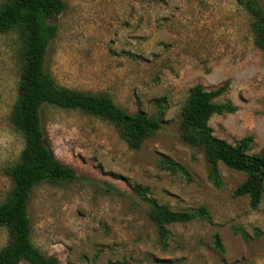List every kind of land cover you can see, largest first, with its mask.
Wrapping results in <instances>:
<instances>
[{
	"label": "rangeland",
	"instance_id": "rangeland-1",
	"mask_svg": "<svg viewBox=\"0 0 264 264\" xmlns=\"http://www.w3.org/2000/svg\"><path fill=\"white\" fill-rule=\"evenodd\" d=\"M64 1L65 9L52 19L58 33L45 61L56 82L107 93L129 113L161 115L163 125L133 148L109 120L45 105L46 143L76 178L33 188V243L60 264H264V192L252 208L248 196L234 194L246 174L223 163L215 184L204 152L180 137L189 88L228 80L218 101L238 109L212 116L214 134L231 143L252 135V154L264 147V51L254 42L249 14L237 0ZM19 41L16 33L0 34V203L12 188L5 169L24 146L10 120L21 75ZM157 98H165L163 112ZM162 156L183 168L162 167ZM136 184L174 210L206 206L207 213L167 225L163 240ZM216 232L222 254L214 248ZM7 241L0 227V249Z\"/></svg>",
	"mask_w": 264,
	"mask_h": 264
},
{
	"label": "trees",
	"instance_id": "trees-1",
	"mask_svg": "<svg viewBox=\"0 0 264 264\" xmlns=\"http://www.w3.org/2000/svg\"><path fill=\"white\" fill-rule=\"evenodd\" d=\"M252 20L254 42L264 51V7L259 0H237ZM66 7L64 0H7L0 5V34L16 33L20 47L21 75L18 98L10 114L11 123L22 134L24 146L19 160L5 172L12 188L0 203V227L8 232V241L0 249V264H60L57 256L49 255L32 241V225L28 204L33 188L41 183H61L76 178L74 169L61 161L46 143L42 123L45 105L78 108L115 124L121 137L130 147L138 148L145 139L163 125L161 115H149L142 109L129 113L107 93H94L59 85L46 69L48 47L57 36L58 25L52 19ZM229 88V81L215 87L196 83L189 88L181 109L180 137L205 154L209 178L219 184L218 165L223 163L246 174L234 194L249 197L252 208H257L264 192V147L250 153L253 136L245 135L236 143L214 134L210 119L215 114L234 112L238 106L218 98ZM161 111L165 98H157ZM161 166L171 171L183 167L168 156H162ZM134 190L150 202L148 215L156 224L159 234L166 240L169 224L193 220L207 213V207L196 210H174L166 203L148 198L149 187L136 184ZM214 248L223 253V242L214 233ZM222 264H254L251 262Z\"/></svg>",
	"mask_w": 264,
	"mask_h": 264
}]
</instances>
